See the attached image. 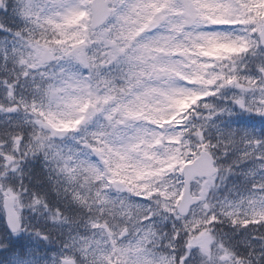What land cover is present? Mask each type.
<instances>
[{
  "label": "clouds",
  "instance_id": "obj_1",
  "mask_svg": "<svg viewBox=\"0 0 264 264\" xmlns=\"http://www.w3.org/2000/svg\"><path fill=\"white\" fill-rule=\"evenodd\" d=\"M0 264H264V0H0Z\"/></svg>",
  "mask_w": 264,
  "mask_h": 264
}]
</instances>
